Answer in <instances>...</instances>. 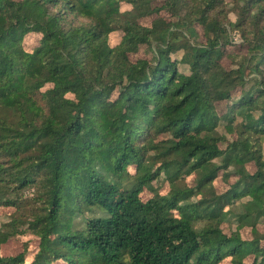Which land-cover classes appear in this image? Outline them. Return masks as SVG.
<instances>
[{"label":"trees","instance_id":"obj_1","mask_svg":"<svg viewBox=\"0 0 264 264\" xmlns=\"http://www.w3.org/2000/svg\"><path fill=\"white\" fill-rule=\"evenodd\" d=\"M263 1L242 0L232 23L223 0H0V207H32L0 246L27 230L28 264H264ZM227 26L247 42L235 68ZM140 47L151 58L132 61ZM220 172L235 180L218 194Z\"/></svg>","mask_w":264,"mask_h":264},{"label":"rangeland","instance_id":"obj_2","mask_svg":"<svg viewBox=\"0 0 264 264\" xmlns=\"http://www.w3.org/2000/svg\"><path fill=\"white\" fill-rule=\"evenodd\" d=\"M225 5H226V9L228 10V20L230 22H235L237 20V16L239 14V6L241 5V1L242 0H223ZM264 4V1H263ZM131 8V6H129L128 4H120V11L123 12L125 10H129ZM258 13V10L255 9L253 11L250 12V15L246 14L245 17V24L244 25V30H245V35L248 36V38L251 36V30L253 28L252 23L250 22V16H255ZM247 17V18H246ZM152 18H146L143 19L141 21V23L143 25H149L150 21ZM264 16L263 15H259L258 20H257V26H262L264 23ZM227 33H228V37L231 41V44L228 45V50L229 53L232 57L233 60V65H231V59L228 58L225 60V65L227 67H229L231 65V68H235L236 64L240 63L243 58L245 56L248 55V48H247V42L245 41L244 36L242 35V32L238 29H231L229 28V26H227ZM122 33L121 31H114L112 33L109 34L108 36V45L110 47H114L116 46L121 39ZM39 35L37 33H31L28 34L23 41V47L25 49V51L27 52H32V50L34 49V47H36L39 43ZM179 54L178 55H174L173 57H178L179 58ZM141 58H145V59H150L151 55L148 52V50L145 47H140L139 51L137 54L131 55L130 59L132 61H135L136 59H141ZM180 69L184 70L183 66H180ZM50 85H46L41 91H44L48 88H50ZM69 98H72V95L68 96ZM218 110L220 112H222L224 110V104H222L221 106L218 107ZM219 131L223 133V127L220 126L219 127ZM225 136V140H229L231 141L232 137L228 136L227 134L224 135ZM225 145L222 144L221 148H224ZM263 149H264V143H263ZM248 170L250 172H252L254 169L252 167V165L247 166ZM129 172L132 174L133 173V168L130 167L129 168ZM222 172L219 173V176L217 177V179L214 182V189L215 191L219 194L224 192L226 189H228L230 187L231 184L234 183L235 178L231 177L228 180H223L222 178ZM186 183L189 186H193V177L190 176L186 179ZM152 186L157 189L161 194H166L169 191V185L167 183V181L164 179V176L161 174L160 177L154 181L152 183ZM34 190L35 193V189H31L28 188L27 190L24 191L23 193V198L25 200L30 199V198H34L32 196ZM151 192L149 191H144L142 193V199L146 200L147 198L151 197ZM194 200V199H193ZM248 199L244 198L241 201L237 202L235 205H233V207H231V209L234 212H238V210H240V206L242 203L246 202ZM26 204L23 203V205L21 206V213L20 214H15V209L14 208H10V207H0V226L4 223H7L11 220V218L13 217V215L15 214L18 217L24 218V215L27 216L28 215V211L30 210L32 207L30 205L25 206ZM94 216H97V213L93 214ZM85 217H93L91 214L89 215L88 213H85ZM264 225V224H263ZM221 229L222 231L229 235L232 231H235L236 226L234 223L232 222H227V223H223L221 225ZM259 232L264 234V226H259ZM240 234L242 235L243 239H250L251 238V231L249 228H243L240 231ZM38 251V238L32 234L30 231L27 230H22L21 234H16L13 235L12 237H10L7 242L3 245L0 246V257H8V256H16L19 253H23L24 254V263L28 264L30 262L33 261L35 254ZM51 264H65L63 261L58 260L55 261Z\"/></svg>","mask_w":264,"mask_h":264}]
</instances>
